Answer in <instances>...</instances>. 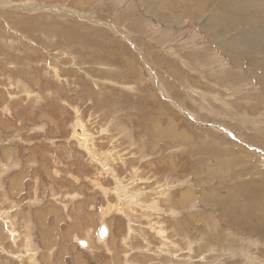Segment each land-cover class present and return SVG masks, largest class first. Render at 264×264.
Masks as SVG:
<instances>
[{
    "label": "rangeland",
    "instance_id": "1",
    "mask_svg": "<svg viewBox=\"0 0 264 264\" xmlns=\"http://www.w3.org/2000/svg\"><path fill=\"white\" fill-rule=\"evenodd\" d=\"M151 1L0 0V264H264V87Z\"/></svg>",
    "mask_w": 264,
    "mask_h": 264
},
{
    "label": "bare ground",
    "instance_id": "2",
    "mask_svg": "<svg viewBox=\"0 0 264 264\" xmlns=\"http://www.w3.org/2000/svg\"><path fill=\"white\" fill-rule=\"evenodd\" d=\"M151 2L156 3V0ZM189 7L191 11L188 14H193L192 20H197L200 27L207 32L213 46L232 59L238 70L245 67L247 75L256 78L264 87V0H191ZM263 133L255 132L254 134L255 142L260 148L264 147ZM254 147V149H258L257 151L264 152L263 149ZM257 151L254 150L253 155L247 156L246 159L264 169V157ZM241 210L243 213L248 212L246 208ZM262 218L264 220V214ZM243 229L249 231L248 228L240 230ZM80 241L82 240L78 241L79 244ZM86 244L88 243L86 242Z\"/></svg>",
    "mask_w": 264,
    "mask_h": 264
},
{
    "label": "water",
    "instance_id": "3",
    "mask_svg": "<svg viewBox=\"0 0 264 264\" xmlns=\"http://www.w3.org/2000/svg\"><path fill=\"white\" fill-rule=\"evenodd\" d=\"M107 233H108V228L106 225H102L100 230H99V237L100 238H105L107 236ZM80 245L82 246H86V242H84L83 240L80 241Z\"/></svg>",
    "mask_w": 264,
    "mask_h": 264
}]
</instances>
